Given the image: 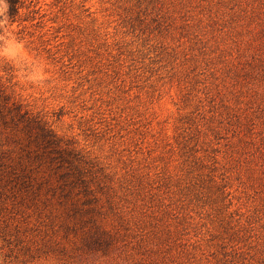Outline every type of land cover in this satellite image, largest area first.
Returning a JSON list of instances; mask_svg holds the SVG:
<instances>
[{
  "label": "rangeland",
  "instance_id": "1",
  "mask_svg": "<svg viewBox=\"0 0 264 264\" xmlns=\"http://www.w3.org/2000/svg\"><path fill=\"white\" fill-rule=\"evenodd\" d=\"M23 1L0 264H264V0Z\"/></svg>",
  "mask_w": 264,
  "mask_h": 264
},
{
  "label": "trees",
  "instance_id": "2",
  "mask_svg": "<svg viewBox=\"0 0 264 264\" xmlns=\"http://www.w3.org/2000/svg\"><path fill=\"white\" fill-rule=\"evenodd\" d=\"M6 4V16L14 21L19 13L21 7H23V0H3ZM0 120L4 125L12 123L16 125L19 122H23L25 127L35 125L41 132L40 136L45 143L52 144L53 141L49 137L52 135L51 129L47 126L46 122H42L41 119H37L33 116H29L27 111H22L21 105L12 100L10 96L4 91L2 85H0ZM14 170L10 168V173H14Z\"/></svg>",
  "mask_w": 264,
  "mask_h": 264
}]
</instances>
